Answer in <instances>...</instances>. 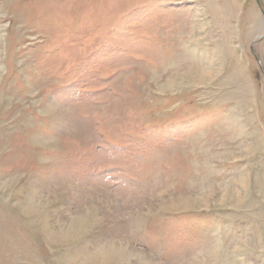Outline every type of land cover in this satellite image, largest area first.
<instances>
[{"label": "rangeland", "instance_id": "374dc122", "mask_svg": "<svg viewBox=\"0 0 264 264\" xmlns=\"http://www.w3.org/2000/svg\"><path fill=\"white\" fill-rule=\"evenodd\" d=\"M0 264H264V0H0Z\"/></svg>", "mask_w": 264, "mask_h": 264}]
</instances>
